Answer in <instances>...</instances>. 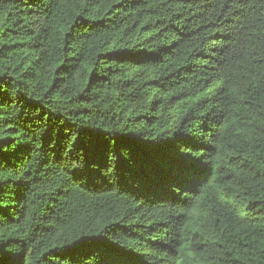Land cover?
<instances>
[{
    "label": "trees",
    "instance_id": "16d2710c",
    "mask_svg": "<svg viewBox=\"0 0 264 264\" xmlns=\"http://www.w3.org/2000/svg\"><path fill=\"white\" fill-rule=\"evenodd\" d=\"M78 137L138 161L86 178ZM174 148L202 157L179 187ZM0 249L264 264V0H0Z\"/></svg>",
    "mask_w": 264,
    "mask_h": 264
},
{
    "label": "snow or ice",
    "instance_id": "6c2138e0",
    "mask_svg": "<svg viewBox=\"0 0 264 264\" xmlns=\"http://www.w3.org/2000/svg\"><path fill=\"white\" fill-rule=\"evenodd\" d=\"M78 143V147H76ZM188 146V145H186ZM75 150L79 153L82 151L83 158L79 155L75 159L82 165V175L90 178L94 169L93 164L99 165L100 161H104V167H108L109 157H112L111 163L117 166L122 164L135 165L139 158L141 149L133 141L125 137H111L108 140L98 139L95 141H85L82 137H78V141L74 142ZM173 156L179 162L180 167L174 172H171L168 179L171 184L179 187L182 183L191 182L195 178L196 170L200 164L202 157H193L192 153H182L178 148H174ZM193 151H198L193 146ZM70 256L73 258V264H80L79 260L75 259L78 255L76 249H70ZM0 264H15V258L0 249ZM115 264V262H111Z\"/></svg>",
    "mask_w": 264,
    "mask_h": 264
}]
</instances>
